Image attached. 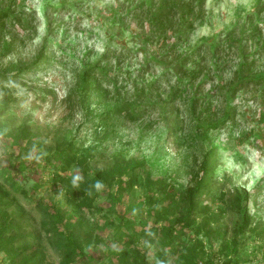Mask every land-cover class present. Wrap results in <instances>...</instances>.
Masks as SVG:
<instances>
[{"label": "rangeland", "instance_id": "obj_1", "mask_svg": "<svg viewBox=\"0 0 264 264\" xmlns=\"http://www.w3.org/2000/svg\"><path fill=\"white\" fill-rule=\"evenodd\" d=\"M191 1L0 0V264H264V0Z\"/></svg>", "mask_w": 264, "mask_h": 264}, {"label": "trees", "instance_id": "obj_2", "mask_svg": "<svg viewBox=\"0 0 264 264\" xmlns=\"http://www.w3.org/2000/svg\"><path fill=\"white\" fill-rule=\"evenodd\" d=\"M192 1H194V0H192ZM192 1L191 2H188V4L186 3L185 5H187L186 7L189 9V11H192V9H194V4L192 3ZM201 1H203V0H201ZM177 3L176 2H174L173 1V3L172 4H168V6H167V8L165 9L166 11H171V10H173V7L176 5ZM192 4H193V6H192ZM174 5V6H173ZM184 4H182V6H183ZM186 12H188V11H186ZM157 13V12H156ZM189 13V12H188ZM9 15V12L7 11V10H1L0 11V21H3L5 18H6V16H8ZM155 16V18L158 20H160V21H158V23L161 25V20L162 19H164L163 18V16L160 14V15H154ZM161 27V26H160ZM158 29H160L159 31H163L162 30V28H158ZM181 64H182V68L184 67L183 65V63H184V61H182L181 60V62H180ZM196 64V63H195ZM197 66H195V65H193V66H191V68H188L187 69V72H190V75L191 76H193V77H198L199 75H201V73H204V69H203V66H200V64H196ZM264 81V75L262 76V78L259 80V83H261V82H263ZM236 88V87H235ZM235 90V89H234ZM128 106H122L121 108H119V110H121V109H125L126 110V113H127V115H129L132 119H136V116L138 115V114H132L130 111H129V109L127 108ZM168 194H170V191L168 192ZM1 203V202H0ZM243 213H244V215H246V213H245V210L243 209ZM243 215V216H244ZM245 223H246V220L244 219L243 220V223L241 224V227L243 228L244 226H245ZM185 224V223H184ZM180 225H182V223H179V225H178V227H180ZM186 225H187V222H186ZM177 227V226H176ZM3 233H4V228H0V249L1 250H8L9 251V246H10V239H3ZM19 253H15L14 254V260L16 259V258H18L19 257ZM35 257V254L34 255H29V256H25V257H22L21 258V261H20V263L19 264H29V263H31L32 262V259ZM14 263H15V261H14Z\"/></svg>", "mask_w": 264, "mask_h": 264}, {"label": "clouds", "instance_id": "obj_3", "mask_svg": "<svg viewBox=\"0 0 264 264\" xmlns=\"http://www.w3.org/2000/svg\"><path fill=\"white\" fill-rule=\"evenodd\" d=\"M79 179H80V177H76V180H79ZM74 183H75V181H74ZM95 187L97 189H100L102 187V185L99 182H97V184L95 185Z\"/></svg>", "mask_w": 264, "mask_h": 264}]
</instances>
